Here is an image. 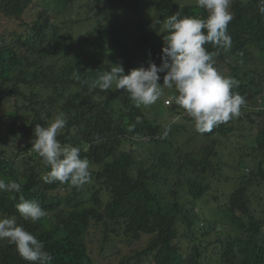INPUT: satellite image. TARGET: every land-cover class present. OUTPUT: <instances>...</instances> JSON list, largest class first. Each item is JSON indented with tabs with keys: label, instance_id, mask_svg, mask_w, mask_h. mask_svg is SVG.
I'll use <instances>...</instances> for the list:
<instances>
[{
	"label": "trees",
	"instance_id": "obj_1",
	"mask_svg": "<svg viewBox=\"0 0 264 264\" xmlns=\"http://www.w3.org/2000/svg\"><path fill=\"white\" fill-rule=\"evenodd\" d=\"M261 6L233 0L232 47L214 57L239 82L232 91L246 106L200 134L171 101L174 89L136 107L124 90L93 86L117 64L125 74L149 61L159 66L164 20L177 11L207 18L196 0H0V179L21 183L24 198L47 213L24 220L20 194L0 192V218L15 216L50 264H264ZM57 116L67 121L58 141L90 161L92 181L79 188L44 183L49 166L30 151L34 127ZM194 136L202 143L190 147ZM222 182L232 188L219 190ZM0 264L30 262L0 240Z\"/></svg>",
	"mask_w": 264,
	"mask_h": 264
},
{
	"label": "clouds",
	"instance_id": "obj_2",
	"mask_svg": "<svg viewBox=\"0 0 264 264\" xmlns=\"http://www.w3.org/2000/svg\"><path fill=\"white\" fill-rule=\"evenodd\" d=\"M232 2L196 0L197 7L207 12L206 19L182 17L179 11L169 15L162 25L167 35L163 36L159 66L149 61L147 68L141 66L125 74L123 65L117 64L110 71L98 75L93 86L102 91L111 90L113 86L116 90H124L136 107L151 106L162 97L165 88L174 89L176 94L171 101L185 111L192 119L195 131L200 134L209 133L220 124L239 117L247 103L245 97L232 91L239 82L220 73L214 60L220 49L227 51L232 47V38L228 34V25L233 19L229 10ZM261 5L259 11L264 14V0H261ZM206 44L216 47L217 52L207 51ZM159 73H164L162 83H159ZM73 77L80 80L78 73H73ZM176 119L178 117L172 123ZM66 123L63 116H57L47 127L36 125L30 151L49 166L47 174L42 176L44 183H69L79 188L92 181L90 161L81 157L80 148L61 145L58 141L57 135ZM136 123H140L139 117ZM134 129L135 125H130L128 131ZM170 131V125L165 127L161 138H167ZM0 192L20 194L16 209L24 220L35 223L47 215L37 203L24 198L21 183L0 179ZM0 240L15 245L21 258L30 264H50L52 260L43 243L18 225L15 216L0 218Z\"/></svg>",
	"mask_w": 264,
	"mask_h": 264
},
{
	"label": "rangeland",
	"instance_id": "obj_3",
	"mask_svg": "<svg viewBox=\"0 0 264 264\" xmlns=\"http://www.w3.org/2000/svg\"><path fill=\"white\" fill-rule=\"evenodd\" d=\"M166 93H167V90H165L164 91V94H163V97L166 95ZM169 99V98H168ZM165 102H167L166 100H165ZM167 117V116H166ZM198 138L197 140H195V138ZM180 139L181 138H179V141H177V142H175V145L174 146H177V145H179L180 146ZM200 143H202V140H201V138L200 137H198V136H194V138H193V140H192V143H188V145H190V147H191V145L192 144H196V145H199ZM182 148H184V149H186L185 148V146L183 145V146H181ZM229 171V170H228ZM232 188V183H229V182H222L219 186H218V189L219 190H224V192H226L227 190H230ZM199 208V207H198ZM197 208V209H198ZM204 209V208H203ZM205 211H207L206 209H204Z\"/></svg>",
	"mask_w": 264,
	"mask_h": 264
}]
</instances>
